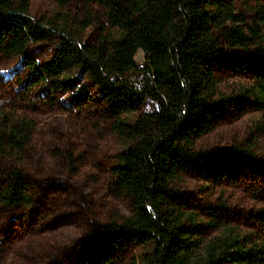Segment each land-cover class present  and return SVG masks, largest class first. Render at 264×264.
I'll return each instance as SVG.
<instances>
[{
    "label": "trees",
    "instance_id": "1",
    "mask_svg": "<svg viewBox=\"0 0 264 264\" xmlns=\"http://www.w3.org/2000/svg\"><path fill=\"white\" fill-rule=\"evenodd\" d=\"M53 2L61 11L50 19L32 17L30 0H0V55L23 56L47 82L72 68L85 72L113 116L134 112L147 99L157 105L132 121L114 122L129 142L112 169L113 185L130 197L133 212L108 225L110 240L150 246L145 264H264L261 237L228 225L209 239L198 236L176 190L198 162L196 141L228 112H243L252 99L264 113V4L255 0L247 17L235 0ZM101 20L97 39L81 43V31ZM53 39V56L37 64L30 47ZM222 44L240 50L239 63L253 79L249 87L219 90ZM139 50L142 65L135 59ZM31 132L30 121L0 115V157L21 161ZM32 202L19 166L0 171L1 206ZM101 258V264H136L109 251Z\"/></svg>",
    "mask_w": 264,
    "mask_h": 264
},
{
    "label": "rangeland",
    "instance_id": "2",
    "mask_svg": "<svg viewBox=\"0 0 264 264\" xmlns=\"http://www.w3.org/2000/svg\"><path fill=\"white\" fill-rule=\"evenodd\" d=\"M254 2L235 0V5L250 17ZM60 11L53 0H30L34 18H55ZM103 27L101 20L84 28L81 43L96 40ZM57 42L30 47L37 64L50 60ZM221 46L219 90L230 94L249 87L253 79L239 63L240 50ZM135 59L142 65L141 50ZM156 109L147 99L138 110L113 116L85 72L72 68L47 82L23 56L0 55V115L32 123L22 160L0 157V171L19 166L33 199L23 208L0 205V264H101L106 251L145 264L150 246L110 240L108 225L133 212L130 197L113 185L112 169L129 142L114 122ZM195 153L198 162L176 185L192 229L209 239L228 225L264 239V113L254 100L201 136Z\"/></svg>",
    "mask_w": 264,
    "mask_h": 264
}]
</instances>
